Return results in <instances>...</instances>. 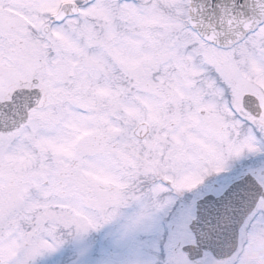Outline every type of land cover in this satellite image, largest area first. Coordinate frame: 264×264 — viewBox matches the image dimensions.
<instances>
[{
	"label": "snow or ice",
	"instance_id": "1",
	"mask_svg": "<svg viewBox=\"0 0 264 264\" xmlns=\"http://www.w3.org/2000/svg\"><path fill=\"white\" fill-rule=\"evenodd\" d=\"M110 224L108 264H264V0H0V264Z\"/></svg>",
	"mask_w": 264,
	"mask_h": 264
},
{
	"label": "rangeland",
	"instance_id": "2",
	"mask_svg": "<svg viewBox=\"0 0 264 264\" xmlns=\"http://www.w3.org/2000/svg\"><path fill=\"white\" fill-rule=\"evenodd\" d=\"M118 235L117 225H106L91 232L84 241L66 240L56 252L39 258L37 264H108L125 250L118 245ZM255 244L261 246L262 243Z\"/></svg>",
	"mask_w": 264,
	"mask_h": 264
},
{
	"label": "flooded vegetation",
	"instance_id": "3",
	"mask_svg": "<svg viewBox=\"0 0 264 264\" xmlns=\"http://www.w3.org/2000/svg\"><path fill=\"white\" fill-rule=\"evenodd\" d=\"M256 238L258 239L257 241H260L262 243L261 246H264V227L258 228L253 232L249 233L248 239L251 243L255 244L257 242L255 241Z\"/></svg>",
	"mask_w": 264,
	"mask_h": 264
}]
</instances>
